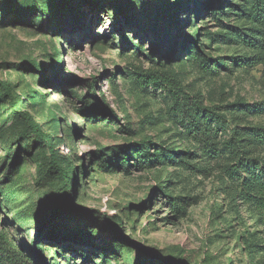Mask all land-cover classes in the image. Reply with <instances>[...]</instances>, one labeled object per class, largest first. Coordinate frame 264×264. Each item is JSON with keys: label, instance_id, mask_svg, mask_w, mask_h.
Listing matches in <instances>:
<instances>
[{"label": "rangeland", "instance_id": "1", "mask_svg": "<svg viewBox=\"0 0 264 264\" xmlns=\"http://www.w3.org/2000/svg\"><path fill=\"white\" fill-rule=\"evenodd\" d=\"M0 81V264H264V0H0Z\"/></svg>", "mask_w": 264, "mask_h": 264}, {"label": "trees", "instance_id": "2", "mask_svg": "<svg viewBox=\"0 0 264 264\" xmlns=\"http://www.w3.org/2000/svg\"><path fill=\"white\" fill-rule=\"evenodd\" d=\"M259 11H261L259 9ZM174 17V15H172V18ZM156 29V28H155ZM253 32V31H252ZM251 32V33H252ZM256 32L252 33V38L253 36H255ZM224 39H227L224 37ZM195 43H197V39H195ZM161 46L165 47L166 46V42H161ZM158 80V79H157ZM162 81V79H160ZM165 82V87L170 89L171 92H173L175 95L180 96L181 94V90L179 89V85H177L175 80H171V79H167ZM0 86L3 89V91L5 93H7L8 95H10L11 93V87L7 82H3L0 81ZM185 108L187 107V105L184 106ZM196 111H204L202 107H199L196 104ZM14 109H19V104H17L15 106ZM202 117H200L197 114H193V119H195L194 123H196V125H198V122L201 120ZM28 131L30 133H33L37 136V138H39L40 140H47L49 142V137L47 135H45L39 128V126H37L32 118H28ZM247 138V139H246ZM255 138V142L256 144L262 146L264 148V130H260L259 132H257V134L254 135ZM252 141L251 136H247L244 137L243 139H241L240 143L244 144L247 140ZM51 153H52V166L55 170H57L59 172V176L62 178V180H64L67 184H69L71 182V176L69 174V172L66 169H62L59 167L58 164V153L54 150L53 147H50ZM149 151L148 149H145L143 151V154L146 155L148 154ZM146 159L151 160V157L148 155H146ZM247 164L250 165H254L255 168L258 170L259 168H262L263 172H264V160L263 161H248ZM255 202H256V207L257 210L260 212L261 215L264 216V183L258 185L257 190H256V195H255ZM117 236H119L118 233H116ZM38 241H40L38 239ZM38 241L35 243V248L38 250L39 254L42 255L43 250H41L39 247H37V245L39 244ZM146 253V251H144ZM0 254L2 255H6L9 257V259H14L15 260V251H14V246L12 243L9 242V240L2 234L0 233ZM145 256H150L152 257L151 253L145 254ZM171 264H183L182 261H174Z\"/></svg>", "mask_w": 264, "mask_h": 264}]
</instances>
